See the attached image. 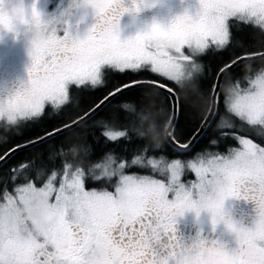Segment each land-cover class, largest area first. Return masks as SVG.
<instances>
[{
    "label": "snow or ice",
    "instance_id": "snow-or-ice-1",
    "mask_svg": "<svg viewBox=\"0 0 264 264\" xmlns=\"http://www.w3.org/2000/svg\"><path fill=\"white\" fill-rule=\"evenodd\" d=\"M163 2L68 0L45 16L36 0L30 7L0 0V40L23 32L28 57L25 78L0 95V142L24 123L76 109L0 150V264H264V63L252 64L264 61V0H192L166 22L153 17L121 37L124 15L135 19ZM242 28L259 37V47L235 35ZM230 46L238 54L205 63ZM109 74L127 79L108 86ZM191 88L204 101L192 114ZM97 89L84 105L73 95ZM156 108L170 113L163 143ZM122 116L131 120L117 127ZM80 125L99 133V152L69 144L49 155L58 165L9 163L18 151ZM209 130L216 137L193 153ZM189 172L194 180L184 178ZM229 200L249 205L247 225L225 210ZM186 212L198 223L206 214L209 233L177 236V218Z\"/></svg>",
    "mask_w": 264,
    "mask_h": 264
},
{
    "label": "trees",
    "instance_id": "trees-1",
    "mask_svg": "<svg viewBox=\"0 0 264 264\" xmlns=\"http://www.w3.org/2000/svg\"><path fill=\"white\" fill-rule=\"evenodd\" d=\"M235 35L240 36L246 46L259 47V44H260L259 37L251 29L242 28L240 31H235ZM238 51H239L238 49L230 46L229 50H226L222 53L209 54V56L205 58V63L210 64L214 67L220 60L227 59L229 52L238 54ZM262 63H264V61L256 60L252 62L254 67H259ZM244 70L245 69L243 65L237 66L233 70V75L238 76ZM120 79H127V77H122L119 74H109V76L107 77L108 86H111V84L114 81L120 80ZM225 83L226 81H222V86L220 89L221 93H223L224 91ZM100 91L101 90L99 89H97L95 92L81 91V92H75L73 95H74V98L79 99L81 105H84L87 103L89 98L99 95ZM189 93H190V96L187 101V110L190 114L198 113L200 108L203 105V102H204L203 98L200 92L197 91L195 88L189 89ZM127 98L134 99L137 102H139V97L132 93L127 94ZM181 101L183 102V96H181ZM113 103H116V102L114 101ZM75 110L76 109L72 105H67L62 110V113H60L59 116L45 115L39 121L27 122V123L22 124L17 133H10L8 140L6 142H0V150L6 149L12 143H17L24 139L31 138L32 136L40 135L42 131L50 128L54 124L60 122L61 120H66L68 116H71L75 112ZM169 114L170 113H166L165 111L159 108H156L152 113L153 119L157 122V127L159 128L158 135H159L161 143L164 142L163 126ZM130 120H131V117L125 119L122 116L117 127H122L123 125L128 124ZM89 124H91L90 121H89ZM94 133L95 135H99V133L96 132V130H94L93 128L89 126H85V125H80L74 129H71L69 131L62 133L59 136L53 137L48 141H44L41 144H38L36 146H33L23 151H18L15 154V156H13L12 159L9 161V163L16 164L23 160L35 159L37 165L44 164L45 166H51V164L53 163H56L58 165L59 157L54 156V159L50 161L48 159L49 155L57 153L58 149L61 146H64L65 148H67L69 144L88 145V146H91V150L93 153L99 152L101 148L103 147V142L102 141L97 142L94 139ZM152 135L154 134L149 135V139L152 138ZM214 137H216V133L214 131L209 130L207 135L204 138H202L201 141H198L197 144L193 145V153L196 151H200L202 147L207 146L208 140ZM227 143H229V141L227 140L221 141L219 144L220 150H223L224 146ZM190 155L191 153L185 158H189ZM3 167L6 169L7 165H4ZM191 176L192 175L188 173L185 178L190 180Z\"/></svg>",
    "mask_w": 264,
    "mask_h": 264
},
{
    "label": "rangeland",
    "instance_id": "rangeland-1",
    "mask_svg": "<svg viewBox=\"0 0 264 264\" xmlns=\"http://www.w3.org/2000/svg\"><path fill=\"white\" fill-rule=\"evenodd\" d=\"M25 6L30 7L32 0H24ZM192 0H164L163 6L154 7L151 9H144L142 11H149L150 14H145L140 20L127 19L120 21L121 37H127L135 34L138 29H141L145 23H148L155 17L157 20L166 22L170 15L175 14L182 10L183 7L189 6ZM68 0H36L37 8L44 13L45 16L55 12H59L61 9L66 8ZM78 17L72 16L69 18L70 23H76ZM89 21L82 22L81 30L85 27ZM27 37L21 32L15 40L12 39L10 34H4L3 39L0 40V59L7 60V65L13 69L18 75L13 78H9L10 86L2 87L0 85V95H6L8 92L18 86L20 81L25 78V67L28 64L27 57ZM6 67H3L5 69ZM191 180L195 179L193 173L189 172ZM185 178V177H184ZM186 179V178H185ZM187 180V179H186ZM233 200H229L225 204V210L229 209ZM204 216L206 214L202 213Z\"/></svg>",
    "mask_w": 264,
    "mask_h": 264
},
{
    "label": "flooded vegetation",
    "instance_id": "flooded-vegetation-1",
    "mask_svg": "<svg viewBox=\"0 0 264 264\" xmlns=\"http://www.w3.org/2000/svg\"><path fill=\"white\" fill-rule=\"evenodd\" d=\"M130 0H124L125 5H128ZM149 11H141L136 17L135 20H140L143 18L145 14H150ZM127 19H133L132 17L128 15H124L121 18V21L127 20ZM72 25H76V23H72ZM82 23H80L79 27L81 29ZM3 67H6L3 69ZM15 71V70H14ZM13 69H11L7 65V60L0 59V85L2 87L4 86H10V82L8 81L9 78H13L18 76ZM228 214L235 220H240L245 225L248 224V215H249V205H247L243 201H236L233 200V203L230 205L229 209L226 210ZM209 224L207 221L206 216L201 214L199 218V223L197 222V218L194 217V215L190 212H186L182 217L177 218V223L175 225L176 228V234L177 236L187 240L189 237L195 235L198 228L203 230L204 234L209 233ZM221 234V228L218 226L216 230V235ZM222 239L228 240L227 235L221 236Z\"/></svg>",
    "mask_w": 264,
    "mask_h": 264
},
{
    "label": "water",
    "instance_id": "water-1",
    "mask_svg": "<svg viewBox=\"0 0 264 264\" xmlns=\"http://www.w3.org/2000/svg\"><path fill=\"white\" fill-rule=\"evenodd\" d=\"M31 148V147H30ZM29 149V148H28ZM24 150H26V149H24ZM23 151V150H22Z\"/></svg>",
    "mask_w": 264,
    "mask_h": 264
}]
</instances>
